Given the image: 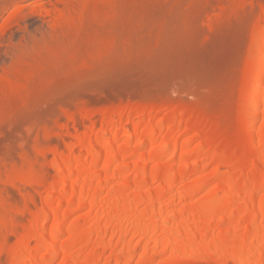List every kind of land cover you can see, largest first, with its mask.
<instances>
[{"label":"bare ground","instance_id":"bare-ground-1","mask_svg":"<svg viewBox=\"0 0 264 264\" xmlns=\"http://www.w3.org/2000/svg\"><path fill=\"white\" fill-rule=\"evenodd\" d=\"M14 1L17 3V0H0V38L14 23L28 16L21 15L25 10L19 3L16 7L13 5V9H9V5L6 11L9 2L14 4ZM61 1L66 3V9H59L52 0L47 2L56 5L53 9L40 6L36 9L40 15L54 9L59 12L60 16H54L56 19L51 20L48 28L27 30L16 41L10 35L5 44L9 59H0V162L4 165L11 161L26 163L34 168L37 164L48 163L50 155L54 156L50 160L52 164L60 165L63 160L69 173L62 170L60 180L70 185L69 199L79 200L78 210L96 206L99 191L109 183L104 180L89 198L84 197L86 185L96 177V171L116 166L121 154H133L147 145L158 147L151 155H167L171 148L177 149L178 131L186 113L191 118L197 113L217 120L223 126L224 136L231 126L228 117L253 116L256 121L261 117L264 120V29L254 27L256 21H264V0ZM44 2L39 0L37 4ZM4 13L6 16L2 17ZM249 34L253 44L250 43L243 59L245 52L241 51V44ZM249 58L256 61L248 69ZM168 105L185 107V111L174 112L176 119L174 117L173 123L165 128L163 123L169 110L160 118L154 112L148 116L144 113L155 106L162 109ZM138 110L140 114L132 117V112ZM97 114H101V119L95 118ZM125 114L126 121L123 120ZM146 116L148 121L142 128ZM108 120L109 124L102 127ZM187 121L184 123L191 120ZM262 124L257 132L249 128L251 139L264 138V122ZM71 126L73 133L68 130ZM130 127L134 132L125 134ZM121 131L124 134L121 135ZM191 139L193 136H188L185 142ZM80 147L86 151L85 157H81V152V156L73 158L75 149ZM250 150L264 152V145L248 147L247 151ZM34 151L36 154L32 157ZM103 159L105 164L96 170L93 166ZM133 161L134 166L142 163L138 158ZM83 162V177L74 181L71 174L75 166ZM147 162L146 159L143 164ZM162 169L156 166L152 173L158 177ZM50 175L45 168L43 177L48 180ZM146 177L129 178L126 191H112V199L117 201L127 199L131 193H146ZM34 182L27 180L25 184ZM51 182L52 186L56 184ZM177 182V178L172 177L157 191L150 190L146 195L150 202L148 213L159 217L156 224L145 223V214L132 208L125 212L124 218H117V203H114L109 205L111 213L99 230L83 229L71 237L68 246L75 247L83 242L81 234L95 232L99 240L97 246L103 249L111 244L108 236L124 243L131 235L122 261L130 264L129 260L144 241L145 247L136 263L144 264L155 259V251L147 255L151 243H161V252L184 256L189 251L197 257L206 251L213 253L222 242L233 263L264 264L261 237L264 227L257 223L259 216L264 217V198L256 196L257 189L264 188V172L252 180L253 185L246 191L248 209L240 211L237 206L239 193L223 187L221 191L213 190L204 195L200 206L188 211L189 216L180 221H177V212H171L169 206L160 207ZM16 184L13 183V187L25 195L27 188ZM56 185L45 197L46 208L40 215L43 223L50 213L58 211L55 200L65 193V187ZM103 201L105 206L106 201ZM218 213H223L224 219H231L238 213L249 214L251 222L243 224L242 232L235 238L223 232L209 242L199 243L210 226H197L194 222L203 216L213 218ZM68 215L56 220L48 236L38 237L39 244L45 247L42 254L30 250L28 260H19L16 264L40 261L49 264L48 257L57 249L53 240L65 232ZM37 220L36 216L35 227L42 221ZM228 228L230 231L237 229L235 226ZM68 229L75 231L76 227L71 225ZM250 236L255 241L246 249ZM161 237L164 238L162 242ZM23 243L21 248L25 249ZM95 253H99V249ZM90 257L83 262H90ZM63 264H75V261L69 259Z\"/></svg>","mask_w":264,"mask_h":264},{"label":"rangeland","instance_id":"rangeland-1","mask_svg":"<svg viewBox=\"0 0 264 264\" xmlns=\"http://www.w3.org/2000/svg\"><path fill=\"white\" fill-rule=\"evenodd\" d=\"M38 1L39 0H17V3L14 1V4L9 2L7 5L6 11L13 9L16 7L15 4L18 5L19 3L25 10L23 11L25 13L21 15L26 14L28 16L24 15L25 18L20 20L19 23H14L11 27H9V29L0 38V59L4 58L6 61L9 59V50L5 45L7 44L8 39L12 37V39H14L13 41H16L20 35L25 33V31L27 33V30L34 31L38 27L48 28V26L51 25V20H55L60 16L57 9H54V11L52 10L51 12L43 11L44 14L42 13L40 15L37 13V7L39 8L40 6L41 9L50 10L57 5L60 7H58L59 9H66V3H63L61 0H52L56 3L55 6L50 2H47L51 0H45V2L41 5L37 4ZM75 1L76 0H74V3ZM71 2H73V0ZM33 9L35 12L33 11L32 13L31 10ZM3 16H6V13H4L2 17ZM255 23L257 25H254V27L257 28L258 26L259 28L264 29L263 20L256 21ZM249 35L241 44V51L243 53L245 52V56L242 53V56H244L243 59L246 57V51L250 48V43L253 41L251 34ZM5 51L7 52V55L5 54ZM254 60V58L248 59V69L254 65ZM168 106L170 108H168ZM168 106L162 109L159 108V106H155L153 109L151 108L152 110H146L144 113L147 112L145 115L148 116L150 115V112H154L156 117L160 118L165 114V112L169 110L167 112L168 117L163 123V128H165L166 125L173 123L174 117H177L179 112H182V110L185 111V107H183V109L180 108L181 106H177V108L172 107L171 105ZM259 108L261 109L262 107ZM176 111L177 114H175ZM132 113V115L130 114L132 117L140 114L139 110L133 111ZM187 114L188 113L185 114L183 121H191L187 124L184 122L180 124V129L178 131L180 137L177 149L171 148L167 155H151V152L157 150L158 147H151L147 145V147L145 146V148L141 150L134 151L135 153L133 152V154H121L118 157V164L116 166L109 167L103 171H96L97 173H94V177H96L90 180L88 185H86L84 197H92L93 193L97 191L98 186L103 183L104 180H107L109 183L103 189H101V191H99V194L96 197L97 204L94 208L86 207L84 209L78 210L77 206L79 200H75L73 202L69 199L71 195L70 185L68 184L66 186L65 182L60 180V172L62 170H65V172L67 171L69 173V170L65 169V165L67 164L66 162L64 163L63 160L62 164L60 165L52 164L53 161L51 162L50 160L54 159L53 155L49 156V164L47 162L43 165L37 164L34 168L28 165L26 166V163L22 164L19 162V164L18 162L13 163L11 161V163L4 165L2 162H0L2 163V165H0V264H16L20 261H27L30 250L35 251L37 255L42 254L45 250V247L39 244L38 237L43 234L48 236L53 226L57 223L58 218L60 219L61 216L67 215L68 213L69 218L65 224V232L59 235L60 237L58 236L53 240V245L57 247V249L52 255L48 257L49 259L47 260L49 264H63L69 259H71L73 263L75 261V264H124L122 257L129 244V241L131 240V235L127 237L124 243H118L117 238L108 236V239H111V244L103 249L97 246L99 240L95 232L99 230L101 224L105 223L106 218L111 213L110 206L114 203H117V211L115 213L117 218H124L125 212L132 208L138 213L145 214V223L151 225L156 224L159 217L148 213L150 202L146 195L150 192V190L157 191L160 186L162 187V185H164L167 180L172 177L177 178L178 182L165 196L164 201L160 204V207L169 206L171 212H177V221L189 216L188 211L191 212L194 207L200 206L204 195H206L208 192L213 190L221 191L223 187H228L229 189H233L239 193V203L237 206L240 211L248 209L249 206L245 203L247 198L246 191L249 190V188L253 185L252 180L258 179L264 172V152L261 150L247 151L248 147H260L261 145H264V138L262 139L260 137H256L251 139L249 137V128H252L254 132H257L258 129L263 126V117H261V119L258 121L254 120L253 116L248 117L237 115L236 117V115H234V119H229L228 117V120H230L229 125L231 126L230 129L228 128V132L224 136L222 134L223 126L217 120L215 121L213 118L210 119L209 116L202 114H200V117L199 114L197 115V113H195V116H193L194 114L192 115L193 118H191V115L188 114L190 117L188 116L187 118ZM100 115L101 114H97L95 118L97 120H99L98 118L101 119ZM126 116L127 115L125 114V117L123 118L124 121L127 120ZM147 116L144 119L142 128L145 127L144 125H146V122L148 121ZM109 122V120L105 122L106 124L104 123L102 127H106ZM153 123H156V121ZM99 126L96 128H99ZM68 130L70 133L74 132L72 126ZM66 132L67 131H64L63 133L67 134ZM133 132L134 129L130 127L125 134H130ZM145 132H148V134H146L150 135L149 131ZM120 134L122 135L124 132L121 131ZM188 136H193V139L185 142V139ZM136 140L137 139L135 138L134 141ZM119 143H121V141H119ZM83 150L84 149L81 147L80 149L76 148L72 157H76L77 155L81 156L83 154L81 157L84 158L86 151ZM35 154L36 151L32 152V157L35 156ZM134 158H138L142 161V163L140 162L137 166H134ZM146 159L148 160L146 163L147 165L143 164ZM104 162V159L100 160L98 163H95L93 167L96 168V170H100L105 164ZM21 164L25 166H22ZM84 166V162L82 164L79 163V165H76L75 171H73L71 174V179L74 181L78 179L81 180L83 177V170L85 169ZM156 166H161L163 168L162 172L158 174V177H155V175L152 173L153 168ZM45 168L51 174L50 177H48L50 178L48 180L47 178H44L46 176L43 177ZM143 175H147V183L144 186L146 193H131L127 199L121 198L117 201L112 199V191L118 190L120 193H123L128 187L127 181L133 178H139ZM52 178L53 180H51ZM27 180H35V182L31 185H26L25 182ZM50 180L54 181V183L57 184L55 185L59 188L65 187V193L55 200V204L59 206L58 211L52 215L50 213L46 222L43 223V216L40 217V215L44 213L46 208L45 197L49 195V192L53 189L52 187L55 186H52L53 182ZM203 182L207 183L204 184ZM13 183H17L16 185L21 188H27V193L22 196L19 191L13 187ZM201 185H203L202 189L199 188ZM7 190L10 192L9 194ZM256 193L258 198H264V188L257 189ZM103 200L106 201L105 206L102 205L104 202ZM222 214L218 213L213 216V218L203 216L194 222L197 226H210V229L206 230L205 236L198 240L199 243H204L205 241L209 242L215 238L218 233L224 234L223 232L229 233L231 237L233 236V238H235L237 234L242 232L240 228L244 226L243 224L251 222L249 214L238 213L231 219L222 218ZM36 216L38 220L40 218L42 221L37 220L38 223H41H39V226L35 227L33 225V220L35 221ZM257 223L264 227V217L262 218V216H259ZM71 225L76 227L75 231H70L68 229ZM229 226H235L237 229L230 231L228 230ZM85 228H92L95 232L92 235L81 234V238L84 239L83 242L79 243L75 247L68 246L71 237H73V235L76 236L77 234H80V232ZM262 236L264 237V233H262L261 237ZM263 237L262 243L264 242ZM160 239L161 242L164 240L162 237ZM23 241L25 242V249L21 248L22 244L24 245ZM254 241V237L252 238V236H250L246 242V249L250 248L249 246L251 245L249 244H251V242L253 243ZM66 243V246L68 247H65ZM144 247L145 242L142 241L140 248L129 260L130 264L137 263ZM97 249H99V253H95ZM161 250V243L156 245L151 243L147 255L152 251H155L157 255L155 254V259L152 261H147L144 264H235L225 253L222 242L217 244L213 253H208L206 251L205 254L200 253L197 255V257H193L189 251L184 256H177L171 252H161ZM86 257L91 258V260L89 259L90 262H83ZM262 257V261H264V243L262 244ZM37 264H44V262L40 261ZM251 264H256V262H252Z\"/></svg>","mask_w":264,"mask_h":264}]
</instances>
